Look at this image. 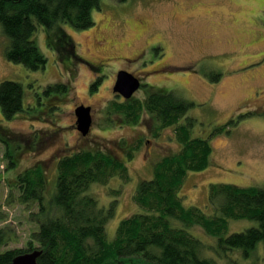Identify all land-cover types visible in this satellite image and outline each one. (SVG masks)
Instances as JSON below:
<instances>
[{"label":"rangeland","instance_id":"374dc122","mask_svg":"<svg viewBox=\"0 0 264 264\" xmlns=\"http://www.w3.org/2000/svg\"><path fill=\"white\" fill-rule=\"evenodd\" d=\"M92 19L95 25L86 30L60 25L75 47L76 60H60L55 45H47L46 31L40 27L34 40L46 65L38 71L6 60L7 40L0 28V82L19 83L25 92L23 113L10 121L3 120L0 113V132L7 140L0 141V230L11 229L13 233L0 252L23 249L34 230L25 206L17 202V193L8 182L38 165L46 172L49 199L57 160L83 148H101L126 159V152L117 143L136 146L126 163L129 182L112 178L105 186L93 184L88 191L99 206L116 202L115 214L106 225L107 239L114 238L121 220L143 212L132 196L140 182L151 178L155 162L178 152L173 128L159 131L155 123L154 137L148 114L133 125L120 115L105 113L108 103L120 102L110 91L120 72L117 69L123 68L117 61L142 51L138 61L144 70L159 69L146 82L194 103L179 122L192 119L194 137L209 139L216 129L234 121L210 138L208 168L186 176L180 190L183 205L197 207L210 216L216 213L208 201L210 184L264 188V0H100V9L93 10ZM103 61L108 63L100 70L87 63L96 68L93 63ZM92 76L103 78L99 89L92 90L95 93L90 91ZM59 83L65 84V93H44L46 87ZM144 96L142 90L135 93L136 99ZM31 103H37L36 108L30 107ZM84 105L92 107L94 117L86 139L70 128L75 108ZM14 160L15 166L7 171L8 162ZM114 190L119 194H112ZM36 209L33 205L30 210ZM253 226L256 221L230 220L222 236ZM185 229L205 244L204 254L216 256V238L201 227ZM257 246L250 260L241 256V250L221 256L240 264H264V246Z\"/></svg>","mask_w":264,"mask_h":264},{"label":"trees","instance_id":"16d2710c","mask_svg":"<svg viewBox=\"0 0 264 264\" xmlns=\"http://www.w3.org/2000/svg\"><path fill=\"white\" fill-rule=\"evenodd\" d=\"M94 9H100V0H0L6 60L32 71L44 69L46 58L34 40L40 27L46 31L47 45H55L60 60H76L75 47L60 25H69L76 31L90 29L95 25ZM92 86L94 89L98 84ZM51 91L65 93V84L48 86L44 93ZM24 93L19 83L0 82L3 120L10 121L23 113ZM36 106L37 103H31L30 107ZM193 106V102L174 93L155 89L142 100H113L105 109L106 115H120L133 125L141 115L148 114L159 129L173 128L179 145L178 152L155 162L151 178L139 183L132 200L143 212L121 220L112 240L107 239L106 225L115 214L116 202L108 207L99 206L88 191L93 184L105 186L112 178L129 182L126 163L134 149L125 151L126 159L101 148H83L62 155L56 163L55 186L49 199V184L41 167L32 166L15 176L8 187L16 191L17 202L25 206L34 230L23 249L0 252V264H9L16 256L34 250L41 251L38 264H240L221 256L233 250H241V256L250 260L257 245L264 246V188L210 184L208 201L216 211L210 216L197 207L183 205L180 190L186 176L208 168L212 154L210 138L234 123L231 119L209 139L194 137L192 119L179 123ZM3 133L0 132V141L7 143ZM121 142L124 147L125 142ZM14 166L15 160L9 161L7 171ZM33 205L36 212L30 210ZM230 220L256 221V226L224 237ZM193 227H201L217 239L216 256L204 254L205 244L185 229ZM12 235L11 229L0 230V248L9 243Z\"/></svg>","mask_w":264,"mask_h":264},{"label":"flooded vegetation","instance_id":"af4514ba","mask_svg":"<svg viewBox=\"0 0 264 264\" xmlns=\"http://www.w3.org/2000/svg\"><path fill=\"white\" fill-rule=\"evenodd\" d=\"M121 1V0H120ZM124 1V0H123ZM143 52L144 51H142L140 54H137V55H135L134 57H131V58H129V59H122L123 61H117V62H122L123 64L121 65V66H123V68H119V69H117V72H119V71H126L127 73H130V74H132V76H134L135 78H137L138 80H139V82H140V88H139V90H142L143 92H144V94L146 95L147 93H151V92H153L154 90H155V85H153L152 83H150V82H146L149 78H151L152 76H153V74H155V73H157L158 72V70H151V71H149V70H147L146 69V71L144 70V68L142 67V65H140L139 64V62H141V61H138L139 59H141V56H142V54H143ZM121 59V58H120ZM125 60V61H124ZM111 62V61H110ZM88 63V65H89V67L90 68H93V69H98V70H100L103 66H107L105 63H108V62H106V61H103L102 63H99V64H95V63H93L94 65H96L95 67L96 68H94L93 67V65L92 64H90L89 62H87ZM137 65V64H139V65H137V68L136 69H132V67H133V65ZM159 64L157 63L156 65H155V67L156 66H158ZM147 68V67H146ZM116 76H117V74L115 75V80H116ZM113 81V84L112 85H110V91L111 92H113V87H114V84H115V82L116 81ZM92 83H91V85H90V91H92V90H98L99 89V87L98 86H96L94 89L92 88L93 86V84H95V83H97L98 85L100 84L101 85V83H102V81H103V78H102V76H98V77H93L92 76ZM99 85V86H100ZM157 89V88H156ZM88 91V90H87ZM92 92H94L95 93V91H92ZM94 93H92V94H94ZM113 96H115V97H117L119 100H120V102H125V101H127V102H129V101H131V100H134V99H136L135 98V93L133 94V96L130 98V99H128V100H124L121 96H119V95H117V94H115L114 92H113ZM43 106L45 107V109H46V106H45V104H43ZM85 106V105H84ZM109 106V103L105 106V109H107V107ZM85 107H90V109H91V119H92V125H93V121H94V117H93V109H92V107L91 106H85ZM106 113V112H105ZM150 116V115H149ZM103 118V117H102ZM150 122L152 123V125L150 126V131H151V136L153 135L154 137H156V134H154V133H156L157 132V129L156 128H154V124L155 123H157L156 121H155V119L153 118V117H151L150 116ZM92 125H91V128H92ZM156 127H158V124H157V126ZM70 128L72 129V130H74V131H76L77 133H80L78 130H77V128H76V117H75V114H73V123L71 124V126H70ZM161 130V128L159 129V131ZM163 130V129H162ZM91 134V129H90V132L86 135V136H83L81 133L79 134V135H81V136H83V138H88L89 137V135ZM157 135H159V133H157ZM155 139V138H154ZM120 142L121 141H119V145L117 144L116 146L117 147H120L121 149H123L124 150V152L126 151V150H129V149H134V148H136V146H130V145H128L126 142L124 143V147H122L121 145H120ZM147 142H151L150 140H148ZM122 143V142H121ZM58 161V160H57ZM57 163V162H56Z\"/></svg>","mask_w":264,"mask_h":264},{"label":"water","instance_id":"95a60500","mask_svg":"<svg viewBox=\"0 0 264 264\" xmlns=\"http://www.w3.org/2000/svg\"><path fill=\"white\" fill-rule=\"evenodd\" d=\"M140 88V82L137 78L128 74L127 72L120 71L117 74L116 82L113 87V92L123 99H130L134 93ZM76 117V128L83 135L86 136L91 129V109L90 107L78 106L74 110ZM41 251L34 250L29 253L16 256L9 264H38L37 259Z\"/></svg>","mask_w":264,"mask_h":264}]
</instances>
